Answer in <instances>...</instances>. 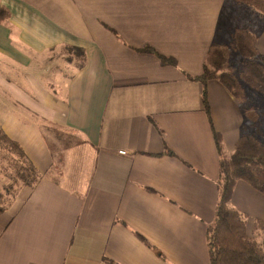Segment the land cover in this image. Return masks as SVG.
Masks as SVG:
<instances>
[{"label":"crops","instance_id":"crops-1","mask_svg":"<svg viewBox=\"0 0 264 264\" xmlns=\"http://www.w3.org/2000/svg\"><path fill=\"white\" fill-rule=\"evenodd\" d=\"M236 10L231 0H0V133L43 176L0 212V264H211L221 156L203 87L187 75L241 25L264 56V13ZM207 97L231 155L239 102L218 80ZM44 124L80 139L55 133L62 161ZM231 205L251 229L264 217V193L246 181Z\"/></svg>","mask_w":264,"mask_h":264},{"label":"trees","instance_id":"trees-1","mask_svg":"<svg viewBox=\"0 0 264 264\" xmlns=\"http://www.w3.org/2000/svg\"><path fill=\"white\" fill-rule=\"evenodd\" d=\"M231 1L264 13V0ZM256 40L257 36L242 25L235 28L227 43L214 42L211 45L200 75H187L203 87V106L221 156L215 219L207 228L211 264H264V217L256 221V229L251 234L248 232V216L231 205L239 180L264 193V56L256 50ZM141 51L155 54L163 64L176 65L174 58L165 56L152 46ZM211 80H218L228 88L237 98L244 115L243 131L229 157L222 153L221 136L213 124L207 97V86ZM256 95L260 98L257 99ZM5 141L11 147L0 146L1 150L6 149L5 158L12 154L19 158L8 157L15 172L9 175L12 183L5 187L6 190L3 187L5 191L0 186V212L7 208L20 186H33L43 177L17 142L1 132L0 145Z\"/></svg>","mask_w":264,"mask_h":264},{"label":"rangeland","instance_id":"rangeland-1","mask_svg":"<svg viewBox=\"0 0 264 264\" xmlns=\"http://www.w3.org/2000/svg\"><path fill=\"white\" fill-rule=\"evenodd\" d=\"M233 3H234V5H235V8L237 9L236 11H239V7H240V9L243 11V12H246V11H249L250 13H252V12H254L255 13V10H256V8H254V7H252V6H248V5H245V4H240V3H237V2H234L233 1ZM244 23V22H243ZM71 50H69L68 52H69V55L70 56H72V57H76V59L79 61V63H82V61H83V55L80 53V51L79 50H77V48H74V47H71L70 48ZM247 89H248V87H247ZM248 90H250V89H248ZM263 124H264V120H263ZM44 127H45V132H47L49 135H50V137H49V143L51 144V150L53 151V153H55L56 152V155H58L59 156V158H61L60 160L62 161L63 160V158H64V155H63V152H62V147L61 146H59L58 144H57V142H56V137H55V133L58 131V132H63L64 133V139H66V141H65V144H68V145H72V144H74L76 141L78 142V141H80V139H77L78 138V136L77 135H73V134H69L68 133V131H60L58 128H56V127H48L47 125H45L44 124ZM63 133H60V134H63ZM77 139V140H76ZM6 143H1V147H9V148H11L10 146H9V144H7L8 142L7 141H5ZM54 143H56L61 149H58V147L56 148V146H55V144ZM18 144V143H17ZM15 148H17V147H15ZM18 149V148H17ZM5 150L6 149H4V150H1L0 149V186L2 187V189H3V187H4V189H5V187H8V185H10L11 183H12V179H10L9 178V175L11 174V173H14L15 172V167H13V164H11V165H9L10 164V158H8V157H12L13 156V158H15V156H17V154L16 155H13L12 154V156H7V158H5L6 156H5ZM121 153H125V151L124 152H122L121 151ZM225 157H229L230 155H227V154H225L224 155ZM18 157V156H17ZM19 158V157H18ZM3 189V190H4ZM6 190V189H5ZM4 190V191H5ZM8 197L7 198H9V195H7ZM12 198V197H11ZM9 203H10V201H9ZM252 224V223H251ZM253 226H255V228L254 227H252V229H251V226L250 227H248V232H250L251 234H252V231H254V229H256V225L255 224H253ZM254 228V229H253ZM252 230V231H251Z\"/></svg>","mask_w":264,"mask_h":264},{"label":"built area","instance_id":"built-area-1","mask_svg":"<svg viewBox=\"0 0 264 264\" xmlns=\"http://www.w3.org/2000/svg\"><path fill=\"white\" fill-rule=\"evenodd\" d=\"M122 152H124V151H122Z\"/></svg>","mask_w":264,"mask_h":264}]
</instances>
